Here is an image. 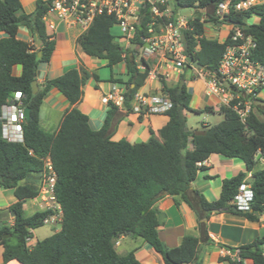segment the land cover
Instances as JSON below:
<instances>
[{
    "label": "trees",
    "instance_id": "1",
    "mask_svg": "<svg viewBox=\"0 0 264 264\" xmlns=\"http://www.w3.org/2000/svg\"><path fill=\"white\" fill-rule=\"evenodd\" d=\"M230 1V14L218 21L214 12ZM244 0H168L176 14L183 8L204 10L214 25H234L256 42L252 59L264 64V3L242 11L234 7ZM52 0H37L36 10L27 14L21 0H0V114L2 106L14 102L15 94H23L22 104L30 109V118L23 125L24 142L13 143L2 137L0 122V187L14 189L18 202L9 209L14 216L13 226H0V245L3 246V263L17 260L21 264H141L133 252L121 255L116 251V240L122 236L140 238L147 242L164 259L165 264H203L200 258L201 242L208 241L204 221L218 212L242 216L258 222L264 216V167H258L256 155L264 154V107L252 106L243 123L232 107L223 106L219 113L222 122L205 126L203 134L196 135L187 125L186 112L213 113L212 107L197 111L190 107L192 94L185 84L169 87L162 82V92L172 107L166 112L168 123L160 130L159 138L153 134L149 141L132 144L127 140L112 141L109 126L117 107L106 118L103 128L94 131L89 118L74 107L69 111L57 132L44 131L40 126V111L45 96L57 89L70 105L82 99V87L90 73L85 69H70L61 77L46 81L33 91L40 63L50 62L56 42L47 33L43 21ZM140 25L132 40L140 44L147 36L151 23L150 6L139 13ZM258 17L257 23L248 19ZM174 20V18H173ZM196 17L184 30V53L203 66L205 71L218 74L220 62L230 38L224 42L208 38L205 23ZM167 21V19H163ZM113 16L97 17L86 33L78 39L84 53L92 58L107 60L108 67L125 62L129 79L124 83V104L132 107L135 94L144 85L150 73L146 64L141 71L135 61V50L124 49L117 42ZM21 26L27 27L42 44L37 47L18 39ZM41 52V56L38 53ZM132 54V55H130ZM22 66V75L15 77L12 69ZM191 66V65H188ZM97 80L99 77L93 74ZM121 83L122 81H114ZM131 85L133 87H131ZM251 99L250 96L243 100ZM257 100V99H254ZM235 102L231 103L233 106ZM213 154L242 160L252 173L249 183L253 191L250 209L239 210L231 201L239 193L247 173L226 179L221 196L209 202L197 191H189L204 163ZM50 159L56 174L55 198L62 210L60 230L30 249L26 241L36 229L43 227L50 210L32 216L24 213V202L38 196V189L22 182L33 174L45 175V162ZM166 194L185 202L196 214L200 236L187 235L180 246L168 248L159 236V211L156 203ZM5 236H7L5 238ZM264 237L230 248L239 251V262L230 257L222 259L229 264H264Z\"/></svg>",
    "mask_w": 264,
    "mask_h": 264
},
{
    "label": "crops",
    "instance_id": "2",
    "mask_svg": "<svg viewBox=\"0 0 264 264\" xmlns=\"http://www.w3.org/2000/svg\"><path fill=\"white\" fill-rule=\"evenodd\" d=\"M21 1L25 13L31 14L36 10L37 0ZM170 10L173 11L171 7ZM176 16L182 17L179 15V11ZM196 17L205 19L204 15L184 18L192 20ZM50 21L54 22L55 27L52 28L46 25L47 33L53 36L56 46L50 62L40 63L38 66L36 80L38 88L48 80L61 77L70 69L83 68L91 76L86 79L82 87V99L75 106L70 105L57 89H52L43 100L40 111V126L44 131L57 132L65 115L76 107L88 116L91 129L99 131L103 128L106 118L112 110L111 105H113L112 103H105L103 101L104 97L120 88L122 93H125L124 83L129 79L126 63L122 62L113 68H109L107 60L92 58L84 53L78 44V39L82 35L81 27L69 26L53 16L50 17ZM258 21V17L248 19L249 23H257ZM206 26L207 23H205L206 36L210 38L212 34V36L217 35L213 39H217L221 43L225 41L230 31V27L227 25H214L211 26L212 28L208 34ZM6 37H8L7 34L0 33V39ZM17 37L30 45L36 46L34 34L25 26L19 28ZM121 38L124 43L117 42L122 48L127 49L128 42L123 36ZM133 48L135 50V46ZM135 61L137 65L141 63L137 56H135ZM146 64L150 67L152 74L148 76L144 85L139 89V93L164 95L162 92V79L165 80L169 87L185 84L192 94L190 104L192 109L203 111L206 107H212L214 109L213 113H204L207 118L223 116L219 113L223 107L221 97L208 92L206 80L196 76L194 67L187 65L184 69L177 70L172 65L166 64L160 56L155 57ZM12 74L15 77H20L22 75V66L15 65L12 69ZM93 74H96L99 80L92 76ZM131 87L133 86L131 85ZM256 99L264 101V89L258 93ZM257 100L254 101V105ZM136 106L137 104L133 100L130 109L123 104L113 110L114 115L108 130V136L112 141L127 140L132 144H139L149 141L153 134L159 138V132L168 123L169 117L166 113L149 114L138 112ZM258 106L264 107L261 104ZM186 116L188 120L187 112ZM223 119L218 118L217 124L222 122ZM260 119L264 120V116L260 115ZM205 126L213 125L209 122H203L200 128L192 129V131H201ZM204 165L206 169L198 173L189 191H197L203 194L209 202H214L220 198L222 185L226 179L236 177L240 173H247L246 179L248 180L252 176V173L248 172L246 164L237 158L230 159L219 154H213ZM43 179V175L33 174L25 179L22 184L39 191ZM17 202L18 199L14 189H2L0 187V226L3 224L14 225L15 219L9 209ZM54 206L56 209L50 210L52 211L50 215L55 216L57 221L48 225L53 227L55 233L60 230L63 214L57 209L58 204ZM156 208L159 211L161 223L159 236L166 247L175 248L180 246L183 238L187 235L200 236L196 214L185 202L179 201L178 203L175 198L164 194L156 203ZM45 210V204L41 202L38 196L24 202V213L27 217ZM204 222L207 226L209 238L207 242L203 241L200 245V258L203 264H229L226 261H222V259L230 257V248H237L253 242L257 237H264V216L258 222H252L239 215L217 212L213 213ZM34 231H32L33 237L31 240L36 244L39 239L34 237ZM115 248L121 255L133 252L141 264H165L163 257L151 245L140 238L122 236L116 240ZM3 251L4 248L0 245V264L3 263ZM7 264L21 263L13 260ZM247 264H252V262L247 261Z\"/></svg>",
    "mask_w": 264,
    "mask_h": 264
},
{
    "label": "built area",
    "instance_id": "3",
    "mask_svg": "<svg viewBox=\"0 0 264 264\" xmlns=\"http://www.w3.org/2000/svg\"><path fill=\"white\" fill-rule=\"evenodd\" d=\"M264 3V0H244L237 4L235 11H242L251 6ZM150 6L151 23L148 24L147 36L140 38V44L135 45L134 55L140 59L138 69L144 70L148 61L160 56L166 64L172 65L177 70L184 69L188 63V57L184 53V30L189 27L190 20L176 16L170 10L168 0H52L47 13L43 17L46 25L54 28V22L50 21L53 16L57 20L65 22L69 26H78L82 29V35L87 32L94 20L101 15L113 16L122 30L123 38L128 42L127 48L133 46L132 40L140 25L139 13L146 6ZM230 1L222 4L214 12L218 21L225 20L230 14ZM167 21H163V19ZM174 18V20H173ZM195 19V18H194ZM192 19V20H194ZM201 23L205 19L200 20ZM230 31L227 38L231 43L227 46L225 54L220 62L218 74H212L204 69L194 67L196 76L205 79L208 92L221 97L222 105L232 107L239 115L243 123L254 105L258 93L264 89V64L252 59L256 48V42L251 36L234 25H227ZM152 72L149 73V75ZM157 75V73H156ZM225 84H228L227 87ZM122 89L107 94L103 101L112 103L116 107L124 104ZM250 96L251 99L243 100ZM23 94L17 92L14 102L2 106L0 122L2 124V137L13 143L24 142L23 125L26 122L25 108L22 104ZM136 110L138 112L163 114L171 107L170 99L165 95H145L137 92L134 96ZM235 102L232 106L231 103ZM258 166L264 167V154L256 155ZM45 175L39 190L38 198L45 204L46 210H55V185L56 174L50 159L45 162ZM253 200V191L248 179L240 186L239 193L231 201V205L239 210L247 211ZM53 204V205H51ZM57 209L62 213L60 206ZM53 215H49L44 224L56 222ZM27 247L32 249L35 244L31 238L26 241ZM234 262H239V251L229 252Z\"/></svg>",
    "mask_w": 264,
    "mask_h": 264
},
{
    "label": "rangeland",
    "instance_id": "4",
    "mask_svg": "<svg viewBox=\"0 0 264 264\" xmlns=\"http://www.w3.org/2000/svg\"><path fill=\"white\" fill-rule=\"evenodd\" d=\"M171 9H173V5L170 4ZM205 11L204 10H197L194 8H183L179 10V15L182 17H193V16H199V15H204L205 20H209V17L206 15L205 16ZM211 26H214L213 23H207L206 30L208 31V34L210 32V29L212 28ZM113 34L117 37V41L124 43L122 40V30L120 26L115 25L113 28ZM211 34V33H210ZM213 35V34H212ZM210 38L217 37V35L212 36ZM219 36V35H218ZM220 38V37H218ZM221 39V38H220ZM188 114V120H187V125L190 130L200 128L202 126L203 122H209L211 125H216L217 124V119H223V116H217V117H206L204 113H194V112H187ZM206 119H208L206 121ZM54 233V229L51 225H44L43 227L39 228L38 230L34 231V237H36L39 240H44L45 238L50 237Z\"/></svg>",
    "mask_w": 264,
    "mask_h": 264
},
{
    "label": "water",
    "instance_id": "5",
    "mask_svg": "<svg viewBox=\"0 0 264 264\" xmlns=\"http://www.w3.org/2000/svg\"><path fill=\"white\" fill-rule=\"evenodd\" d=\"M34 39H35V44H36V46L39 47V46L42 44V41L38 40L36 35H34ZM134 46H135V45L133 44V47H134ZM133 47H131V51L134 50ZM38 56H39V57L41 56V52L38 53ZM188 63H189V64H192L194 67H197V68L203 69V66H202L201 64H199L198 62L194 61L193 58H188ZM225 85H226L227 87H229L228 84H225ZM38 90H39V88H38L37 82L35 81V82L33 83V91H34V93H37ZM259 104L264 105V101H263V100H257V102L255 103V106H258ZM25 116H26V121H28L29 118H30V109H29V108H25ZM195 134H196V135L203 134V131H196ZM217 212H218V211L216 210L215 213H217ZM6 237H7V236H5V238H6Z\"/></svg>",
    "mask_w": 264,
    "mask_h": 264
}]
</instances>
